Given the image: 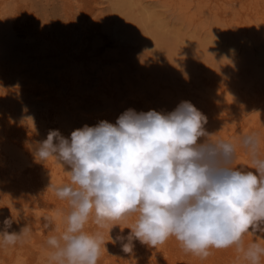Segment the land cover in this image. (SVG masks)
I'll return each instance as SVG.
<instances>
[{
    "label": "rangeland",
    "instance_id": "rangeland-1",
    "mask_svg": "<svg viewBox=\"0 0 264 264\" xmlns=\"http://www.w3.org/2000/svg\"><path fill=\"white\" fill-rule=\"evenodd\" d=\"M63 2L66 20L51 21L50 31L41 32L42 27L27 32L30 38L40 32L45 35L39 38L41 41L33 39L40 46L32 40L26 43L32 51L29 54L28 49L22 53L19 47L20 51L14 52L17 55L1 59L6 62L1 78L10 85L0 99V117L10 105L16 111L14 107L21 103L31 110L29 115L36 113L27 118L36 125L39 109L26 105L32 90L52 89L77 108L76 116L88 126L92 125L85 114L98 117L97 124H115L128 109L148 112L150 105L151 110L169 113L182 101H189L207 117L204 127L213 134L209 139H223L237 146L234 166L251 170V158L239 145L240 139L251 132L259 134L264 155V10L263 16L252 14L241 0H219L217 4L210 0ZM29 5L22 3L18 15L35 19L36 11ZM56 24L58 29L64 27L63 35ZM54 27L58 31H53ZM23 33H17V37L21 39ZM39 55L47 57L40 59ZM46 109L47 126L52 131V109ZM33 129L29 131L35 133ZM4 135L0 125V136ZM135 220V215L127 217L129 228ZM252 242L264 245V234L247 233L244 244ZM132 243L139 244L138 250L148 246L139 240ZM154 249L163 264H186L187 258L189 264H203L202 258L199 263L190 262L195 255L185 253L175 238ZM216 252L222 256L218 262L246 264L234 246L210 249V256L215 258Z\"/></svg>",
    "mask_w": 264,
    "mask_h": 264
},
{
    "label": "clouds",
    "instance_id": "clouds-1",
    "mask_svg": "<svg viewBox=\"0 0 264 264\" xmlns=\"http://www.w3.org/2000/svg\"><path fill=\"white\" fill-rule=\"evenodd\" d=\"M207 122L191 102L182 101L169 113L128 109L115 124L84 125L70 138L50 131L33 156L70 167V183L56 195L71 208L65 230L46 241L50 264H98L103 237L86 231V224L92 218L100 228L118 225L130 215L136 220L128 228L125 252L132 251L133 240L155 248L175 238L185 253L202 259L210 249L234 246L246 264H262L264 245L244 244L247 233L264 234L260 136L251 132L240 139L252 165L241 170L234 166L237 146L209 139ZM13 222L3 220L0 246H15L28 231L25 226L19 234L10 232Z\"/></svg>",
    "mask_w": 264,
    "mask_h": 264
},
{
    "label": "bare ground",
    "instance_id": "bare-ground-1",
    "mask_svg": "<svg viewBox=\"0 0 264 264\" xmlns=\"http://www.w3.org/2000/svg\"><path fill=\"white\" fill-rule=\"evenodd\" d=\"M218 1L219 0H210V3L217 4L219 3ZM241 2H243V7L248 12L263 16L264 0H241ZM22 3H29V6H32L31 9L33 8V11L35 9V19H32L33 17L28 18L18 15V9ZM150 3L153 5L152 1ZM155 5L157 6V4ZM232 7L233 6H231V8ZM64 9L63 0H0V99L3 96L4 90L9 88L8 85H10L1 78V72L6 64V62L1 61V59L6 55L8 57L15 55L16 53L14 52L20 51L19 47H22L21 51L23 53V50L28 49L26 43H33L35 39L43 38L45 35L41 32L50 29L51 21H58V19L66 20ZM57 27L58 24H56V29H58ZM40 28H42V31L38 33L37 36L34 34L33 37L31 34L33 38H30V35L27 34L28 31H32L33 33V30H39ZM63 28L64 27L59 28L63 30L58 32L61 35L64 34H62V32H64ZM54 29L53 31L59 30ZM24 31H26L25 34L23 33ZM19 32L24 34L21 39L17 37V33ZM40 39L39 41H41ZM32 40L33 42H31ZM36 42H38V40ZM38 45L40 46L39 42ZM33 46L36 47L37 45ZM29 50L30 49L27 50V53ZM62 51L67 50L65 49ZM29 52L32 51L30 50ZM46 57L47 56H38L40 59ZM53 59H55V61H60L58 58ZM20 76L22 77V74H20ZM40 85H38V87ZM29 94L26 101L28 109L36 107L40 112L37 118L38 120H36V125L31 122V117H29V120L27 119L28 116L32 115V112L30 113L31 115H29L31 110L28 111L21 103L15 104L16 106L14 105L16 111L13 110V104L10 105L4 115L0 117V125H2L5 133L4 136H0V228H2V222L5 218L14 219L11 229H9L10 232L14 231L19 234L23 227L28 226V231L22 234L20 242L15 246H0V264H50L48 258L51 249L47 246L46 241L49 236H58L65 230V218L71 211L68 201L61 200L56 195V189L58 187L70 183V167L59 163L53 157H50L44 163L38 162L34 159L33 149L38 142L45 140L50 132L49 126H47L48 111L46 108L48 107L52 109L51 116L53 117L54 130H58L65 138H70L71 132L82 128L84 124L76 116L77 108L71 107L68 100L58 96L52 89H44L41 92L32 90ZM147 108L149 111L151 110L150 105H148ZM33 110L35 112V109ZM85 116V120L89 124L92 126L97 124L96 119L98 120V117H93L91 113L88 115L85 114ZM31 125L34 126L30 127ZM40 126L43 127L42 130ZM31 129H33L35 133H31L29 131ZM115 223L118 225L109 223L105 227L100 228L95 224L94 219L90 218L85 226L86 231L90 233L99 232L103 237L104 243L101 244L100 247L98 264H163L162 261L157 258L156 250L149 246L138 250L139 244L132 243V251L125 252L123 250V245L128 243L126 237L130 225L128 224L127 218ZM45 225L48 227H45ZM120 236L124 237V239H116ZM114 240L115 243H113ZM169 254H171L170 248L166 250L167 257H169ZM221 258L222 256H220L219 252H216L215 258L213 255H209L207 258H203L202 261L203 264H223L222 262H218V260H222ZM200 260L201 258L194 256L190 259V262L199 263ZM185 261L186 264H189V258Z\"/></svg>",
    "mask_w": 264,
    "mask_h": 264
}]
</instances>
